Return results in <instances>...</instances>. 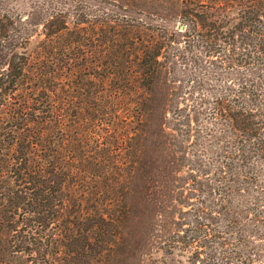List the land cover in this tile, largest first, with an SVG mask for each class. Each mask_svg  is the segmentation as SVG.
Wrapping results in <instances>:
<instances>
[{
    "label": "trees",
    "instance_id": "trees-1",
    "mask_svg": "<svg viewBox=\"0 0 264 264\" xmlns=\"http://www.w3.org/2000/svg\"><path fill=\"white\" fill-rule=\"evenodd\" d=\"M182 12L190 17L185 30L201 28L198 38H204L208 54L217 51L236 72L245 69L226 77L227 88L211 109L215 119L252 145L237 147L231 156L264 152V0H219L202 11ZM67 17L63 9L50 10L36 21L44 34L42 50L49 54L44 57L41 50L33 57L26 46L32 32L17 15L0 12V105L15 104L13 143L4 159L23 178L18 197L29 191L30 200H21L27 205L16 208L22 222L13 228L14 247L28 252L27 264H50L53 252L70 246L66 232L80 234L81 224L89 231L123 226L132 208L140 149L134 139L148 114L149 93L166 73L163 49L172 40L164 35L142 39L135 23L112 16L87 18L78 12L72 20ZM88 22L108 51L83 71L73 63L72 49L81 44ZM124 26L130 27L127 33ZM168 111L163 107V115ZM129 146L135 151L128 152L125 169L121 157ZM158 202L163 211L174 206L170 198ZM199 205L197 214L186 216L181 209L174 215L162 248L189 264H252L254 252L232 229L234 219L216 225L201 214L208 206ZM7 221L0 215L1 236Z\"/></svg>",
    "mask_w": 264,
    "mask_h": 264
},
{
    "label": "rangeland",
    "instance_id": "rangeland-1",
    "mask_svg": "<svg viewBox=\"0 0 264 264\" xmlns=\"http://www.w3.org/2000/svg\"><path fill=\"white\" fill-rule=\"evenodd\" d=\"M215 1L219 0H0V12L17 15L22 27L32 32L26 46L33 57L42 50L44 37L36 21L50 10L63 9L70 20L78 12L87 18L112 16L124 24L135 23L142 39H172L163 49L166 73L149 93L148 114L134 139L140 149L131 182L132 208L123 226L118 231L105 230L106 226L89 231L81 224L80 234L66 232L70 246L53 252L50 264H189L184 256L165 251L161 241L178 211L197 214L199 204L208 206L201 214L211 216L216 225L234 219L232 229L242 233L243 246L254 252L252 264H264V152L250 151L241 159L231 156L237 147L252 145L211 111L216 96L227 88L226 77L245 69L236 72L217 51L208 54L204 38H198L200 27L185 30L190 17L183 9L202 11ZM94 27L93 22L85 23L81 44L72 49L77 56L73 63L83 71L91 70L95 58L108 51L95 39ZM129 28L124 26L123 32ZM41 52L44 57L49 54ZM14 107L11 102L0 105V215L8 217L0 235V264L29 262L28 252L15 249L13 242V228L22 222L16 208L27 205L23 202L30 200L29 191L18 197L23 178L19 168L4 159L13 143ZM163 107L169 109L166 115ZM129 151L135 149L124 148L121 157L125 169ZM222 165L224 171L219 169ZM165 197L174 200L167 211L158 202ZM114 237L117 241L112 243ZM73 238L78 243L70 241Z\"/></svg>",
    "mask_w": 264,
    "mask_h": 264
}]
</instances>
